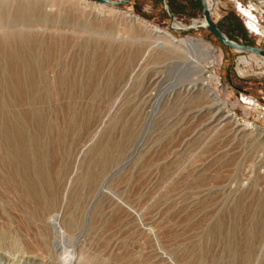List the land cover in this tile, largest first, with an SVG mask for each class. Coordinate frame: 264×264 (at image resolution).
I'll return each mask as SVG.
<instances>
[{
	"label": "rangeland",
	"instance_id": "374dc122",
	"mask_svg": "<svg viewBox=\"0 0 264 264\" xmlns=\"http://www.w3.org/2000/svg\"><path fill=\"white\" fill-rule=\"evenodd\" d=\"M166 1L182 27L203 19L200 0ZM253 5L215 0L211 15L230 40L264 50V38L240 10L254 8L264 29V13ZM31 15L37 18L29 23L0 25V40L8 29L32 35L29 50L46 100L28 102L24 86L14 96L9 71H0V94L29 132L30 110L44 111L39 143L62 202L57 228L43 230L27 223L20 204L0 188V264H37L26 254L50 264H264L263 59L226 48L207 30L173 27L161 0L117 7L40 0ZM132 16L176 40L205 41L215 59L199 57L204 83L237 123L258 130L238 132L222 115L207 124L215 109L207 110L206 93L185 90L193 79L186 61L195 53H167ZM111 127H130L133 144L94 155Z\"/></svg>",
	"mask_w": 264,
	"mask_h": 264
},
{
	"label": "bare ground",
	"instance_id": "6f19581e",
	"mask_svg": "<svg viewBox=\"0 0 264 264\" xmlns=\"http://www.w3.org/2000/svg\"><path fill=\"white\" fill-rule=\"evenodd\" d=\"M206 1L208 8L212 11L215 0ZM39 2L40 0H0V25L2 26V24L5 23V25L11 27V25L17 22L29 23L31 20L36 19L37 16L33 17L31 14L34 8L39 5ZM104 9H106L105 12L115 11L112 10V8ZM240 10L246 17V25L248 28L255 31L258 30V26L254 22L251 12L241 6ZM132 17L139 20L144 26L150 29L154 36L155 45L163 48L167 53L174 54L176 51L195 53L192 58L186 61V65L189 68L187 74L193 76V79L187 83L185 90L192 92L197 89H202L204 93H206L205 97L207 100L209 99L211 101L207 110L215 109L214 114L206 121L207 124L213 121L215 116L222 115L221 120L232 119L233 125L235 128L237 127L238 132L251 129L252 131H250V133H252L258 130L257 127L249 123H237L232 114L227 110L225 102L219 97L217 91L204 83V77L201 76L200 73L204 70V66L200 64L199 57H201L200 59H207L210 61H214L215 59L214 50L205 41L195 37L176 40L168 31L162 30L138 17ZM199 24H205L204 19H202ZM29 25L30 24H28V26ZM173 27L180 28L182 26L174 21ZM3 39L7 40V42L5 41L3 44H7H2L3 47L1 46L2 48L0 49V65L2 67L0 71H9L10 76L13 78L9 83L11 88H13V95L18 96L19 90L21 91L24 86L28 88L27 90L29 91L28 94L30 96H28L29 98L27 97L28 102L32 101L33 103L38 99L39 103H43L46 100L45 94L43 93V80L41 79L40 81L39 78H36V60L29 50L34 38L32 35L25 32L8 29L5 31V35L1 40ZM260 57L264 61V57ZM20 71L24 73L20 74ZM10 101L6 100V98L0 94V188L8 197H14L20 204L22 214L27 223L42 228L43 230L49 225L57 228L59 214H56V212L58 211V207L61 206L62 198L59 199V187L57 191L55 186L51 183L52 175L50 171L46 169V157L44 153H42V145L39 143L40 136L45 132V125H47L45 122V113L41 109L32 107L33 109L30 110L29 115L26 116V119L33 118L34 121L33 128L29 132L25 130V127L22 125L23 117L14 115L12 110H10V106H12ZM202 108L194 110L193 112L199 114ZM114 124L115 123H113V125ZM115 130V128L111 127L106 129V132L104 131L105 133L102 140L92 148L94 155L105 158L116 150L120 142L124 144H133L134 141L131 142L133 134L130 131V127L128 130L123 128ZM117 131L118 135L116 138L114 134H116ZM263 132L264 129L259 131V134ZM112 162L114 163L115 161L112 160ZM40 233L43 235L42 232ZM38 254L39 253H37V255ZM26 255L24 258L27 262L37 260V264H50V262L47 261L48 258L47 260H43V258L38 259L35 256ZM61 255L63 254L61 253ZM55 257H53L52 261H54Z\"/></svg>",
	"mask_w": 264,
	"mask_h": 264
},
{
	"label": "water",
	"instance_id": "95a60500",
	"mask_svg": "<svg viewBox=\"0 0 264 264\" xmlns=\"http://www.w3.org/2000/svg\"><path fill=\"white\" fill-rule=\"evenodd\" d=\"M95 3L103 4L106 6H112V7H117V6H122L126 4L129 0H89ZM201 5H202V15L203 19L205 21V24H193L188 27H183L182 30H188V29H204L209 32H211L213 35H215L219 41L228 49H233L239 52H247L250 54L258 55L264 57V50L258 47L254 46H249V45H243L239 44L238 42L230 40L220 29L219 27L215 24V22L212 19V11L208 8L207 6V1L206 0H200ZM166 12L169 15V19L171 22H174V15L171 12L170 8L167 5L166 0H161Z\"/></svg>",
	"mask_w": 264,
	"mask_h": 264
},
{
	"label": "built area",
	"instance_id": "2783aa9c",
	"mask_svg": "<svg viewBox=\"0 0 264 264\" xmlns=\"http://www.w3.org/2000/svg\"><path fill=\"white\" fill-rule=\"evenodd\" d=\"M250 1L254 4L253 6L257 7L261 11V13H264V0H250ZM253 9L254 8L250 9V11L252 12ZM252 16H253L254 22L258 26V30H256L255 32L257 33V35L264 38V29L260 28L259 22H258L256 16L253 14H252Z\"/></svg>",
	"mask_w": 264,
	"mask_h": 264
},
{
	"label": "trees",
	"instance_id": "16d2710c",
	"mask_svg": "<svg viewBox=\"0 0 264 264\" xmlns=\"http://www.w3.org/2000/svg\"><path fill=\"white\" fill-rule=\"evenodd\" d=\"M215 36V35H214ZM216 37V36H215ZM217 38V37H216ZM218 39V38H217Z\"/></svg>",
	"mask_w": 264,
	"mask_h": 264
}]
</instances>
